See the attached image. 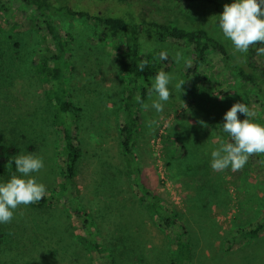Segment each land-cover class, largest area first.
<instances>
[{
	"label": "rangeland",
	"instance_id": "rangeland-1",
	"mask_svg": "<svg viewBox=\"0 0 264 264\" xmlns=\"http://www.w3.org/2000/svg\"><path fill=\"white\" fill-rule=\"evenodd\" d=\"M154 8L170 20L182 14L193 17L233 53L231 42L218 27L222 0H158ZM54 18L70 38L67 86L78 109L81 157L72 197L97 225L104 242L108 244L113 235L112 241H119L121 234L130 235L131 244L145 248L147 264H169L175 259L166 231L146 208L139 207L131 178L137 166L140 181L166 210L177 215L186 232L189 256L185 264H264V154L251 156L236 172L230 168L216 172L210 167L211 152L221 140H229L221 127L233 104L248 105L256 112L252 119H260L255 93L244 88L235 74L238 61L249 71L245 63L249 52L226 61L211 52L195 84L184 77L191 66V46L144 38L145 53L166 50L171 59L167 73L174 79L163 112L142 109L134 141L137 159L125 167L119 136L124 89L113 54L92 21ZM43 27V17L35 9L17 0H0V143L17 148V155L42 157L44 168L32 175L48 191L61 182L62 155L54 127L51 83L35 67L39 54H50L42 51L43 41L49 42ZM177 52L182 55L179 63ZM181 81L184 84L178 90L175 85ZM156 98L153 92L145 104L151 105ZM13 175H19L16 169L11 175L0 174V183ZM63 205L62 199L50 211L30 205L16 209L11 223L0 224V264H104L93 250L78 244L75 229L80 218ZM41 220L49 223L40 224ZM256 225L262 227L254 237L237 234ZM48 229L52 241L62 244L56 247L50 242L51 252L40 236Z\"/></svg>",
	"mask_w": 264,
	"mask_h": 264
},
{
	"label": "trees",
	"instance_id": "trees-1",
	"mask_svg": "<svg viewBox=\"0 0 264 264\" xmlns=\"http://www.w3.org/2000/svg\"><path fill=\"white\" fill-rule=\"evenodd\" d=\"M26 8H33L43 17L44 38L43 52L49 55L39 54L35 67L39 75L51 83L52 104L56 111L54 127L61 147L62 179L54 189L46 191V195L38 203L30 206L45 211L53 209L52 204L63 199L65 208L71 207L72 214L80 218V226L75 229V238L83 248L94 251L98 260L104 264H147L148 255L145 248L139 243L131 244V236L121 234L115 240L113 235L108 244L104 242L102 234L88 213L84 212L75 203L72 197V189L77 175V166L81 157V147L77 131L78 109L71 102L68 91L66 73L70 56V38L64 32L56 15L73 19H85L95 23L103 38V43L109 47L113 54L114 66L117 69L123 83L124 95L121 100L123 113L120 127L121 158L125 167L130 163L135 164L136 154L134 141L138 134L143 107L136 101L139 94L143 103L150 96L151 83L159 71L171 70V59L161 60L159 53L166 51L156 49L145 53L142 49V40L149 39L155 43L173 41L192 47L190 56L191 66L185 73V80L196 84L197 73L206 63L209 54L228 60L233 59L227 47L213 37L201 25H197L193 17L186 14L178 15L170 20L162 11L156 12L154 4L158 0H17ZM175 1V0H170ZM230 4L222 0V6ZM215 6H218L215 4ZM220 6V5H219ZM155 15H159L158 18ZM194 21V22H193ZM46 42V44H45ZM256 45L249 49V56L245 63L249 71L243 65H235V74L239 83L256 95V102L260 107V119L254 122L264 124V55L256 54ZM147 60L148 66L143 71L139 70V62ZM254 108V107H253ZM255 109V108H254ZM255 117V116H254ZM18 149L13 146H5L0 143V174H12L15 170L14 160ZM131 178L134 181L136 196L139 199V207H143L166 231V236L176 256L169 264H185L189 256V246L186 244V232L177 215L173 211L166 210L162 201L155 194H151L140 181V170L137 166L132 169ZM12 172V173H11ZM70 213V212H69ZM48 220H41L40 224H47ZM39 224V225H40ZM262 225H256L252 230L237 232L241 238H250L258 234ZM42 242H50L52 234L48 230L40 233ZM43 244V243H38ZM56 251H59L56 248ZM56 256L52 257V261Z\"/></svg>",
	"mask_w": 264,
	"mask_h": 264
},
{
	"label": "clouds",
	"instance_id": "clouds-1",
	"mask_svg": "<svg viewBox=\"0 0 264 264\" xmlns=\"http://www.w3.org/2000/svg\"><path fill=\"white\" fill-rule=\"evenodd\" d=\"M217 21L223 37L233 46V55L246 54L256 45H264V0H234L231 4H225ZM256 54L264 55V47H257ZM159 56L161 60H166L168 53L162 51ZM175 59L179 63L181 53L177 52ZM146 66L147 60L139 62L140 71ZM173 79L169 73L159 71L149 92L150 96L154 92L157 98L149 105L143 103L138 94L136 101L145 110L151 107L157 113L163 112L164 104L171 97L169 84ZM183 84L181 81L175 87L181 90ZM238 114L246 118L241 120ZM255 115L256 112L244 103L233 104L224 114L221 129L229 140H221L219 147L211 152L210 167L213 171L223 172L230 168L236 172L246 165L251 156L264 154V124L254 122L252 118ZM14 165L19 175L0 183V224L11 223L16 209L38 203L46 195V186L32 175L44 168L42 157L31 153L20 154L16 156Z\"/></svg>",
	"mask_w": 264,
	"mask_h": 264
}]
</instances>
